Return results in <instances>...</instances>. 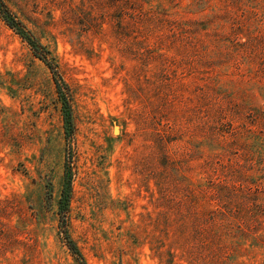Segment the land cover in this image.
<instances>
[{"label":"rangeland","instance_id":"rangeland-1","mask_svg":"<svg viewBox=\"0 0 264 264\" xmlns=\"http://www.w3.org/2000/svg\"><path fill=\"white\" fill-rule=\"evenodd\" d=\"M0 2V264H264V0Z\"/></svg>","mask_w":264,"mask_h":264},{"label":"trees","instance_id":"trees-1","mask_svg":"<svg viewBox=\"0 0 264 264\" xmlns=\"http://www.w3.org/2000/svg\"><path fill=\"white\" fill-rule=\"evenodd\" d=\"M2 3L0 2V14L3 17V19L8 23V25L14 29V31H16L25 41L28 42L29 46L31 47L34 55L39 58L42 62H44L49 68H51L52 70H54L53 64L51 63V61H49V59L47 58L46 54V50L41 47L40 45H38L35 41H32L25 33L24 31H22L21 29H19L17 27V24L6 14L5 9H2ZM60 95L63 96V93L60 91ZM64 106H65V110L67 112L66 115V124H67V128H69L68 130L70 132L73 131L74 129V123H73V119L71 116V112H70V105H69V101L66 99V101H64ZM70 132H68V135H70ZM65 200H69V194H66V192L64 193ZM66 203V204H67ZM71 249L73 251L74 254L78 253L77 249L75 248V246L73 245V243H70Z\"/></svg>","mask_w":264,"mask_h":264},{"label":"water","instance_id":"water-1","mask_svg":"<svg viewBox=\"0 0 264 264\" xmlns=\"http://www.w3.org/2000/svg\"><path fill=\"white\" fill-rule=\"evenodd\" d=\"M117 128V127H116Z\"/></svg>","mask_w":264,"mask_h":264}]
</instances>
